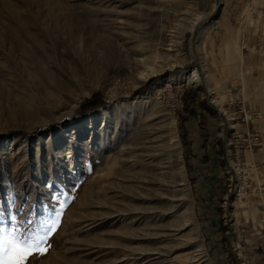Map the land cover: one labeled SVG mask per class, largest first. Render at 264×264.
<instances>
[{"label":"rangeland","instance_id":"374dc122","mask_svg":"<svg viewBox=\"0 0 264 264\" xmlns=\"http://www.w3.org/2000/svg\"><path fill=\"white\" fill-rule=\"evenodd\" d=\"M214 4L202 77L187 83ZM105 26L158 72L139 83L143 68L117 69L61 94L46 72L67 27L79 43ZM202 81L228 125L201 118L207 164L187 154V90L206 97ZM252 99L264 100V0H0V240L27 241L25 264H264V160L242 155L262 134L250 149L227 119Z\"/></svg>","mask_w":264,"mask_h":264},{"label":"bare ground","instance_id":"6f19581e","mask_svg":"<svg viewBox=\"0 0 264 264\" xmlns=\"http://www.w3.org/2000/svg\"><path fill=\"white\" fill-rule=\"evenodd\" d=\"M220 9L219 5L217 10ZM215 10L216 4H214L212 12ZM62 28L64 29V26H60L59 29ZM67 28L69 35L65 43V57L62 58L63 61L58 64L59 66L56 67V70L50 69L46 72L49 83L65 96L74 98L77 95L81 97L84 91L91 87L101 75H107L117 69L136 71L143 68L144 71H141V76L137 78L139 83L147 79L151 74L158 72V69L147 64L148 62H146L143 54H141L145 50L134 45L132 46L133 36L120 32L114 26H105L102 30L101 28L95 29L89 35L83 36L79 43L75 41L74 30L70 27ZM44 31L47 34L57 33L49 27H45ZM31 36L34 37V34ZM30 56L33 58V61L44 60L42 56L36 58L32 53H30ZM203 70L204 68L201 66L199 70L194 68L189 74L181 76V79L187 83L200 81ZM212 102L214 103L215 101L213 100ZM169 124L170 131H172L174 124L172 118H170Z\"/></svg>","mask_w":264,"mask_h":264},{"label":"crops","instance_id":"0c3cea01","mask_svg":"<svg viewBox=\"0 0 264 264\" xmlns=\"http://www.w3.org/2000/svg\"><path fill=\"white\" fill-rule=\"evenodd\" d=\"M200 88L197 87L196 85H193L192 87L188 88L187 93L189 91V97H194L191 98L194 101V109L191 112V118L188 121V128L190 129V132L188 134V138L191 141V148H189L190 150L188 151L189 153L188 156L189 158H192V161H195L196 159L203 161L204 163L207 164V162L209 161L207 159L206 156V148H204L206 145H208V137L206 135V129H205V125L201 124V118L206 119L208 121L211 120H215V114H219L218 111L212 107L208 101L207 98L204 97L203 95L201 96L200 93L202 90H199ZM205 91V90H204ZM213 91V90H212ZM211 91V92H212ZM214 93V91H213ZM188 98V96H187ZM235 100V99H232ZM246 106L249 109L255 110L257 112H260L261 114V118L256 120L254 123H249L246 127H244V131L246 129L248 130H258L261 132L262 134V145L261 146H257L254 150L249 151V150H245L244 153H242V155H246L244 158L245 160L248 161V159L254 158L255 162H259V161H263L264 160V100L262 101H257V100H247L246 101ZM217 125V123H216ZM223 132H224V128H223ZM218 148V146L216 147ZM203 149V153L202 150ZM223 150L226 153V146H225V141L223 140ZM231 152L232 150L236 149L234 147H231V149H229ZM249 154L251 156H249ZM201 155H204L201 157ZM190 160V159H189ZM222 161V160H221ZM226 165H228V162H226Z\"/></svg>","mask_w":264,"mask_h":264},{"label":"built area","instance_id":"2783aa9c","mask_svg":"<svg viewBox=\"0 0 264 264\" xmlns=\"http://www.w3.org/2000/svg\"><path fill=\"white\" fill-rule=\"evenodd\" d=\"M227 114V119L229 120L230 127L233 129L234 134H238L240 138L246 137L244 139L247 142L246 146L248 148L252 149L253 146L259 143L258 140L261 136V132H251L247 130L246 136H243L241 129L238 128V125H247L250 122H255L261 117L258 112L246 109L245 106H240L238 109L236 108Z\"/></svg>","mask_w":264,"mask_h":264},{"label":"snow or ice","instance_id":"6c2138e0","mask_svg":"<svg viewBox=\"0 0 264 264\" xmlns=\"http://www.w3.org/2000/svg\"><path fill=\"white\" fill-rule=\"evenodd\" d=\"M27 241L19 237L14 240H0V264H25L28 256Z\"/></svg>","mask_w":264,"mask_h":264},{"label":"water","instance_id":"95a60500","mask_svg":"<svg viewBox=\"0 0 264 264\" xmlns=\"http://www.w3.org/2000/svg\"><path fill=\"white\" fill-rule=\"evenodd\" d=\"M218 1L219 0H216V3L218 4ZM217 15V11L214 12L210 17L202 20L194 29L193 31V34H192V52L194 54V57H195V61H196V68L199 70L200 69V62H199V55H198V52H197V44H198V38H199V34H200V31L202 30V28L208 24L214 17H216ZM203 84V87L205 89V93H206V98H207V101L208 103L214 107L218 113H220L223 117V121L225 123V127H224V133L227 135L228 134V125H227V121L226 119L224 118L222 112L217 108V106L210 100V95H209V92L206 88V86L204 85V83L202 82ZM228 168L231 170L232 172V175H233V188H234V185H235V181H236V174L235 172L231 169L230 165H228ZM230 242V241H229ZM234 255L235 257L237 258V255L236 253L234 252ZM238 259V258H237ZM238 264H241L240 262H238Z\"/></svg>","mask_w":264,"mask_h":264}]
</instances>
